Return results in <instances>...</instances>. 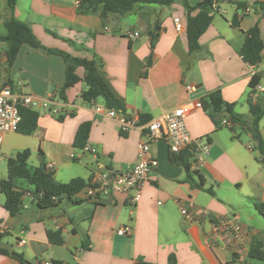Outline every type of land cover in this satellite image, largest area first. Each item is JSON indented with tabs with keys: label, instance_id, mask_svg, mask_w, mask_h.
<instances>
[{
	"label": "crops",
	"instance_id": "1",
	"mask_svg": "<svg viewBox=\"0 0 264 264\" xmlns=\"http://www.w3.org/2000/svg\"><path fill=\"white\" fill-rule=\"evenodd\" d=\"M187 1L191 6L196 4V0ZM263 1L217 0L211 9V24L199 38L200 50L191 55L186 11L180 1L169 7L135 8L121 17L110 16L107 20L114 24H105L97 15H77L79 0H18L14 17L31 29L43 49L23 44L13 64L7 66L6 45L0 43V86L8 83L16 92L38 99L51 97L57 103L58 92L64 86L65 63L45 49L100 61V74L124 104L127 116L150 120L185 108L191 149L207 144L209 151L200 166H191V171L198 172L205 183L200 189L197 177L189 181L185 169L170 161L165 141L152 142L149 157L158 165L134 206L127 195L115 194L98 206L88 201L78 206L63 202L57 208L40 210L26 194L22 210L11 217L3 208L4 202H0L2 246L32 264H135L138 259L168 264L170 255L176 264H246L247 256L243 263L239 262L238 245L227 234L214 230L213 225L222 218L234 217L249 231L250 244L263 239L264 225L255 209L256 204H264L260 152L244 126L230 122L226 126L225 119L216 126L207 112L195 105L219 91L223 101L233 104L234 112L245 122L252 121L249 101L264 107V11L255 6ZM239 4L244 7L238 8ZM244 9L249 13L243 16ZM7 17L6 0H0V35L5 32ZM234 18L236 27L232 24ZM175 19L182 24L179 32ZM254 27L263 42L262 61L250 66L243 62L239 51L244 33ZM153 31L158 39L152 49ZM135 32L138 37H130ZM76 73L83 77L81 68ZM254 75L259 78V89L251 98L249 84ZM188 86L194 90H187ZM82 89L83 83L79 82L66 90L62 122L40 109L37 130L18 141V149L30 150L35 167L41 163L54 165L56 183L74 178L88 181L96 171L122 170L133 165L138 158V144L145 140L136 129L121 135L117 121L105 115L103 100L86 104L80 96ZM93 106L100 107L101 112H95ZM84 122L91 123L87 144L96 150V155L72 147L75 133ZM258 130L264 143V117ZM13 134L19 135L3 136L1 148ZM38 151L43 154L42 162ZM188 162L191 163V154ZM14 185L30 189L23 180H15ZM208 188L212 195L205 191ZM181 206L195 216V222L181 215ZM121 227L128 228L126 236L117 235ZM49 230L60 231V246L49 243ZM20 240L24 244H19ZM83 243L87 249L82 248ZM0 264L19 263L0 255Z\"/></svg>",
	"mask_w": 264,
	"mask_h": 264
},
{
	"label": "trees",
	"instance_id": "2",
	"mask_svg": "<svg viewBox=\"0 0 264 264\" xmlns=\"http://www.w3.org/2000/svg\"><path fill=\"white\" fill-rule=\"evenodd\" d=\"M18 0H6V9L8 17L4 20V34L0 35V43L6 45V64L11 66L15 61L17 54L23 44H28L33 48H41L43 46L34 36L31 29L23 22L14 17V9ZM180 1L186 11V36L188 41L189 53L195 54L200 50L199 38L204 34L211 24L212 17L209 16L213 5L217 0H198L191 6L187 0H79L76 13L80 16L97 15L100 19H107L110 16L121 17L132 11L135 8L158 5L169 7L175 2ZM259 9L264 11V1L255 3ZM238 8H243L242 4L237 5ZM233 26H237L235 18L232 21ZM157 28H155V31ZM56 37L55 34H52ZM151 48L158 39V34L151 32ZM49 54L60 56L65 63V81L64 86L58 92L57 98L65 102V92L67 89L75 86L77 83H83V89L80 93L81 99L86 104H91L97 99H102L106 109H114L117 112L125 113L124 104L113 94L108 85L100 74L102 63L96 60H86L73 57L59 50L45 49ZM263 42L259 36L258 28L254 27L244 33V42L239 51V54L246 64L256 66L262 61ZM83 70V77L77 75V70ZM1 79V69H0ZM259 78L254 75L250 81L251 98L255 94V89L258 86ZM12 86L4 83L0 89ZM202 109L207 112L209 118L218 126L219 120L225 119L233 126H244L251 133L253 140L257 143L260 152V162L264 168V143L259 135V122L264 117V107L260 103L248 102L249 112L252 117L251 122H245L243 118L234 112V105L223 101L219 91L210 93L201 103ZM227 113L228 116L224 114ZM20 123L15 133L21 136H30L36 130L40 114L37 110L28 108H19ZM55 116V115H54ZM64 116H57V121L62 122ZM149 118L140 117V122L145 123ZM91 123H82L74 136L72 147L77 151H81L87 144ZM231 131L232 129L229 128ZM121 135H124L121 133ZM192 149L183 151L178 156L169 155L170 161L174 164L181 165L187 172L189 181L193 180V176L197 177V187L202 189L205 185L203 179L198 172L191 171V165L188 162ZM186 155V156H185ZM31 156L29 149H24L17 152L14 157L7 159V177L0 180V195L4 196L3 208L14 217L20 213L23 207V198L28 193L36 206L40 210H48L57 208L63 202H69L73 205H81L85 201L82 198L83 191L87 186L88 181L80 178H74L67 183H56L53 178V173L46 171L45 164L41 163L38 167H29L28 160ZM38 156L42 162L43 154L38 151ZM15 180H23L30 189L25 190L14 185ZM210 195L213 194L211 189H205ZM104 203V202H103ZM103 203H96L95 206ZM255 209L259 216L264 220V204L255 205ZM47 239L51 245L60 246L63 239L60 231H47ZM4 233L0 232V255L8 256L15 259L19 264H32L25 260L21 254L11 252L5 249L1 241ZM82 248L87 249L85 243ZM247 258L264 262V237L262 240L254 241L250 244ZM54 264H60L53 262ZM135 264H152L142 259H138ZM168 264H176V259L173 255L168 257Z\"/></svg>",
	"mask_w": 264,
	"mask_h": 264
},
{
	"label": "built area",
	"instance_id": "3",
	"mask_svg": "<svg viewBox=\"0 0 264 264\" xmlns=\"http://www.w3.org/2000/svg\"><path fill=\"white\" fill-rule=\"evenodd\" d=\"M198 0H196V3ZM248 9L242 10V15H247ZM213 13H209L212 16ZM176 31L182 30V24L179 19L174 20ZM130 37H138V33L130 34ZM258 87L255 89V94ZM187 90L192 91L194 88L188 86ZM262 89H260L261 91ZM264 91V90H262ZM253 95V97L255 96ZM57 103H59L57 105ZM54 103L52 98L38 99L32 95L14 91L11 87L5 86L0 89V143L7 133H15L20 123L19 108H28L31 110H46L48 113L59 116L64 115V102L59 100ZM196 108H202L201 103H196ZM95 112H101L100 107H92ZM188 110L177 108L167 111L162 115L152 118L145 123L140 122L139 116L129 117L125 113L117 112L114 109H106L105 115L117 121L119 132L127 134L131 130H139L144 141L138 144L137 161L122 170H99L92 174L87 186L85 187L82 198L93 204L103 203L106 199L115 194L127 195L132 206L139 202L141 191L149 182V176L157 167L156 160L149 157L150 145L152 142L163 140L168 144L169 153L173 156L180 155L183 151L191 149L192 140L185 124V118ZM224 125L230 126L228 121ZM209 147L207 144L192 149L191 163L193 167L202 164V157L207 155ZM82 153L96 155V150L86 144L81 150ZM75 160L74 156H71ZM46 171L52 172L54 165L48 163L45 165ZM28 194V193H27ZM181 215L192 222H195V216L184 206L180 207ZM214 230H220L227 234L231 240L238 245L237 255L239 262L243 263L248 254L250 246L249 231L245 230L236 218H222L213 225ZM119 236L128 234L127 227H121L116 231ZM19 244H24L23 240ZM39 264H54L52 261H45Z\"/></svg>",
	"mask_w": 264,
	"mask_h": 264
},
{
	"label": "rangeland",
	"instance_id": "4",
	"mask_svg": "<svg viewBox=\"0 0 264 264\" xmlns=\"http://www.w3.org/2000/svg\"><path fill=\"white\" fill-rule=\"evenodd\" d=\"M129 16H126V19H128ZM0 32H3L2 29H0ZM19 139H27L24 136L19 135H10L5 139V142L3 144V147H0V180L6 179L7 177V159L12 158L15 156L17 152H21L22 149H18V141ZM28 166L29 167H35L36 163L34 161L33 157H30L28 160ZM4 196L0 195V202H4ZM261 222L264 225V221L261 218ZM246 264H264V262H259L256 260H252L249 258H246Z\"/></svg>",
	"mask_w": 264,
	"mask_h": 264
},
{
	"label": "water",
	"instance_id": "5",
	"mask_svg": "<svg viewBox=\"0 0 264 264\" xmlns=\"http://www.w3.org/2000/svg\"><path fill=\"white\" fill-rule=\"evenodd\" d=\"M103 23H105V24H107V23L114 24V23H112V22H108V20H107V19H103ZM224 115H225V116H228V114H227V113H225Z\"/></svg>",
	"mask_w": 264,
	"mask_h": 264
}]
</instances>
